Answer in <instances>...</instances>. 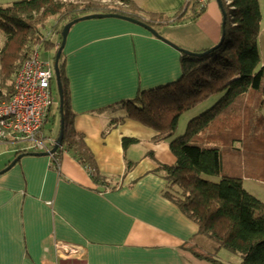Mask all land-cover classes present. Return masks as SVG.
Instances as JSON below:
<instances>
[{"label": "crops", "instance_id": "1", "mask_svg": "<svg viewBox=\"0 0 264 264\" xmlns=\"http://www.w3.org/2000/svg\"><path fill=\"white\" fill-rule=\"evenodd\" d=\"M106 1L146 19L173 15L194 0ZM259 1L264 24V0ZM203 6L194 18L160 26L163 38L118 17L72 26L64 47L71 123L107 180L96 183L71 149L62 151L58 161L22 153L3 172L21 154L1 144L0 264H214L185 247L198 225L165 195L166 181L154 173L158 163L176 160L170 148L166 161L159 156L166 139L155 140L157 131L134 119L118 120L123 115L114 109L142 90L178 80L181 49L202 51L220 40V6L211 0ZM124 136L138 141L124 148ZM140 144L146 145L143 154L136 152ZM129 149L138 157L131 158ZM249 166L243 184L264 199L250 188L252 183L247 186ZM261 170L256 179L264 184V163ZM66 243L78 251L68 254L62 247ZM200 243L213 248L206 239Z\"/></svg>", "mask_w": 264, "mask_h": 264}, {"label": "trees", "instance_id": "2", "mask_svg": "<svg viewBox=\"0 0 264 264\" xmlns=\"http://www.w3.org/2000/svg\"><path fill=\"white\" fill-rule=\"evenodd\" d=\"M108 2L0 0V29L6 35L5 44L0 45V99H10L15 76L34 48L51 52L57 41L60 48L62 31L69 21L96 12L126 13ZM222 2L227 19L225 38L219 47L203 55L182 52V75L178 80L142 90L135 98L116 103L114 109L126 110L118 120L128 117L157 131L155 140L159 141L174 134L184 112L220 95L213 106L189 121L184 134L171 140L175 162L158 163L154 173L166 181L165 195L198 225L197 233L185 245L195 256L214 264H227L218 256V251L225 248L241 254L238 264H264V200L243 184L245 166L250 168L249 162L243 160L245 152L264 155V62L259 47L263 15L259 0ZM204 9L194 0L173 15L135 18L158 31L162 25L194 18ZM59 68L64 135L54 156L58 158L67 149L76 150L96 183L103 184L107 176L99 172L83 135L71 123L64 50ZM55 83L54 76L53 94ZM44 127L45 124L43 136L52 138L45 136ZM59 133L60 127L56 138ZM137 141L134 137L122 138L124 148ZM30 152L36 151H18ZM239 157L243 161L237 164ZM232 161H236L238 171L242 168L241 172L229 167ZM204 174L219 176L220 180L206 178ZM201 239L213 248L201 245Z\"/></svg>", "mask_w": 264, "mask_h": 264}, {"label": "built area", "instance_id": "3", "mask_svg": "<svg viewBox=\"0 0 264 264\" xmlns=\"http://www.w3.org/2000/svg\"><path fill=\"white\" fill-rule=\"evenodd\" d=\"M204 5L207 0H198ZM60 41L50 52L48 60L40 57V49L34 48L22 63L13 81L10 99H0V145L18 144L19 150L47 151L55 161L58 158L51 152L55 138L46 139L42 127L50 114L56 99L51 90L54 79V60ZM63 244L65 252L73 254L78 248Z\"/></svg>", "mask_w": 264, "mask_h": 264}, {"label": "rangeland", "instance_id": "4", "mask_svg": "<svg viewBox=\"0 0 264 264\" xmlns=\"http://www.w3.org/2000/svg\"><path fill=\"white\" fill-rule=\"evenodd\" d=\"M211 2L213 4L217 5V1L216 0H211ZM122 5H124L122 3ZM219 5V4H218ZM120 8H122L120 5H118ZM129 10V9H126ZM263 20H262V25H261V38L259 41V47H260V52H261V58H262V63L264 62V27H263ZM6 42V35L5 33L0 29V45L3 46ZM40 57L44 60H48L50 57L51 59H53V54L48 52L46 49H42L41 48V52H40ZM54 95H55V99H56V103H54V106L52 107L51 111H50V115H49V120L46 122V125L44 127V132L46 134H56L59 127H60V112H59V92H58V87L57 84H54ZM220 98V95L214 96L208 100H206L205 102H203L202 104L198 105L195 108H192L186 112H184L178 122V127L176 129V131L174 132L173 135L169 136L166 138L165 142H163V146L160 147L159 149V156L160 158H162L163 160H167V153L169 155L170 154V150H169V146H170V142L173 138H176L177 136H180L182 134L185 133V130L187 128V125L189 123V121L200 115L201 113H203L205 110H207L208 108H210L211 106H213V104H215V102ZM123 109V108H120ZM119 113H124L126 110H116ZM263 115H264V109H263ZM167 141V142H166ZM165 143V144H164ZM134 144V143H133ZM132 145V144H131ZM18 144H9V143H5L3 144V147L5 148H18L19 149ZM139 148H137L136 152L137 153H141L143 154V152H146V145L145 144H140L138 146ZM148 150V149H147ZM128 153L131 155V158H137V156L132 155L133 152L132 150H128ZM246 156H244V161L247 164L248 162L251 163L252 165V177L248 176V184L247 186H249V183H252V186L250 188H254V190H259L260 194H262V196H264V184H261L260 180L256 179V174L258 175H262V170H261V164L264 163V155L261 154H256V153H252V151H246ZM243 156V155H242ZM238 162L237 164H239L240 162H242V158H238ZM230 168H235V171L241 172L242 168L240 171H238V166L236 165V161L235 162H231V166H229ZM251 169V168H248ZM245 171H246V166H245ZM247 173V172H246ZM254 174V175H253ZM204 177L209 178V179H213L215 181H219L220 177L219 176H211V175H207L204 174ZM246 188V187H245ZM247 189V188H246ZM250 193H252L251 191H249ZM261 198V197H260ZM264 200V199H262ZM218 256L221 260H223L225 263L227 264H238L239 262H241L242 256L240 253L237 252H233L229 249H221L218 251Z\"/></svg>", "mask_w": 264, "mask_h": 264}, {"label": "water", "instance_id": "5", "mask_svg": "<svg viewBox=\"0 0 264 264\" xmlns=\"http://www.w3.org/2000/svg\"><path fill=\"white\" fill-rule=\"evenodd\" d=\"M220 6V9L222 11V15H223V20H222V35L220 40L213 45L212 47L206 49L205 51L202 52H198V51H190L187 49H181L182 52L188 53V54H207L211 51H213L214 49H216L217 47H219L222 42L224 41L225 38V27H226V19H227V13L225 11V8L223 6V2L222 0H216ZM103 17H118V18H122V19H126L129 20L131 22L134 23H138L140 25H142L143 27H145L146 29H148L149 31H151L154 35L158 36V37H162L160 35V33L153 28L152 26H150L149 24H147L144 21H141L138 18H135L133 16L130 15H126V14H122L119 12H108V13H104V12H96V13H89V14H85L82 15L80 17H77L71 21H69L63 28L62 31V41H61V45L60 48L58 49V52L55 56V60H54V72H55V77H56V83H57V87H58V92H59V112L61 114V121H60V133L58 135V137L56 138V144L54 145V147L52 148L51 152H55L58 147L60 145H62V141H63V135H64V115H63V102H64V95H63V86H62V80H61V73H60V68H59V60L61 57V54L64 50V47L66 45L67 42V38H68V34L72 28V26L81 21V20H85V19H92V18H103ZM163 38V37H162ZM31 154H36V155H50V152L47 151H43V152H32ZM22 157V154L19 155L15 160L12 161V163H10V165H8L4 170H2L3 172L8 170L13 164L16 163V161Z\"/></svg>", "mask_w": 264, "mask_h": 264}]
</instances>
